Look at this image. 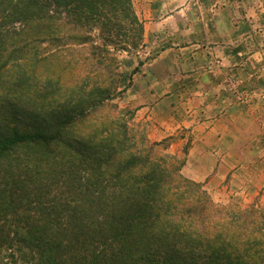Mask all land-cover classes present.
I'll list each match as a JSON object with an SVG mask.
<instances>
[{
	"label": "trees",
	"instance_id": "16d2710c",
	"mask_svg": "<svg viewBox=\"0 0 264 264\" xmlns=\"http://www.w3.org/2000/svg\"><path fill=\"white\" fill-rule=\"evenodd\" d=\"M143 34L133 0H0V264H264V207L117 104Z\"/></svg>",
	"mask_w": 264,
	"mask_h": 264
},
{
	"label": "crops",
	"instance_id": "0c3cea01",
	"mask_svg": "<svg viewBox=\"0 0 264 264\" xmlns=\"http://www.w3.org/2000/svg\"><path fill=\"white\" fill-rule=\"evenodd\" d=\"M143 1L147 11L142 7L137 13L146 21L145 43L160 49L142 60L134 74L140 86L133 88H140L148 102L132 103V111L144 114L142 120L151 124L150 136L156 141L187 129L182 171L187 178L204 187L212 180L238 184L241 172L230 162L232 155L248 162L259 153L255 144L264 140V101L251 103L250 95L257 88L264 92V48L258 45L251 51V30L261 23H248L249 15L243 16L248 7L233 8L236 3L227 0H202L198 9L196 0ZM229 78L239 81L235 90L226 87ZM260 151L264 153V145ZM258 170L257 185L252 169L243 174L264 197V166Z\"/></svg>",
	"mask_w": 264,
	"mask_h": 264
},
{
	"label": "rangeland",
	"instance_id": "374dc122",
	"mask_svg": "<svg viewBox=\"0 0 264 264\" xmlns=\"http://www.w3.org/2000/svg\"><path fill=\"white\" fill-rule=\"evenodd\" d=\"M202 0H196V4L195 6L197 7L199 5V2H201ZM220 1V0H219ZM210 2V0L208 1ZM227 2H234L236 5L233 6V8H239V9H245L246 7H248V11L247 12H243V16H245L246 14L249 15L250 20L248 21L246 18H244V21H248V23H253V25H258L259 23H261L260 27H255V30H251L252 31V38H253V44H255L252 48L251 51H254V49L256 48V46L258 47V45H260V47L264 48V0H227ZM147 1H143V0H133V6H134V10L136 12V15L139 17L140 21L142 22L143 26H144V22L145 19H143V17H141L137 11H141L142 7L144 9V11H147L145 9L146 7ZM210 5V4H209ZM220 5V4H219ZM198 9V7L196 8ZM240 12V11H239ZM142 15V14H141ZM240 15V14H239ZM143 16V15H142ZM243 18L239 17L236 19V21L240 22L242 21ZM133 28V27H132ZM136 30V31H135ZM133 31H129V40L132 41V37L135 36L137 37V27L136 29ZM145 34H143V41L141 42L140 47L137 50H134L133 48H129L128 51L125 52H114L119 63H120V71L121 73H123V78L120 82V87L119 90H125V93L123 95V97H121L119 100H117V104L119 105L120 108L122 109H126L129 110L131 112L133 109V105L132 103L140 100L138 102V105H140L141 101L143 102V104H146V102H148L147 99V95L143 94L140 91V88H133V84L135 85H139V82L137 81V84H135L134 79L135 76L134 74L137 72V70L140 68L141 65V61L142 60H146L148 57H152V55L154 54V51H157L158 48L160 49V47L155 46V48H148L146 42V38L144 36ZM94 36H96L97 41L100 42L101 40V36L98 30L94 31ZM157 52H155L154 55H156ZM237 80V79H236ZM235 78H229L227 82H225L226 87L229 89H233L238 87L236 85V82H239L238 80L236 81ZM264 88V87H263ZM257 90L259 91V89L257 88ZM256 93H251L250 95H253V97L251 98V103L252 102H258V100L260 99V101H264V92H262V94H260L259 92H261V90L259 92ZM264 91V90H263ZM258 110H253V115L254 118H258ZM145 113V111H144ZM243 113V112H241ZM242 115V114H241ZM145 116L144 114H140L138 116H136L135 114V120L138 123H141L144 128L147 130V134H148V138L150 139L151 142H168L170 145V148L168 150V153L173 155L176 153H180L181 151H183V149L188 147V142H185V138L187 136H185V134L188 132L187 129H178L174 135L169 138V139H164L161 141H156L155 137L150 136L151 133V129L152 126L148 121L142 120L144 119ZM256 120V119H255ZM256 131H253V133H255ZM264 141V140H263ZM258 142V147L255 144L256 149H258V154L256 156H254L252 159L249 158L248 162L245 161L244 159H246V157H235V155H232V159H230V162H233V164L236 166V170H239L241 172V174H238V184H231L230 185V180L229 179H224L222 181L220 180H212L210 182H206L204 183V185L206 187H204V189L206 191L209 192V194L211 195L212 199L219 204H226L228 203L230 200H232L233 198H238L240 201H242V203L246 204V205H252V204H256L260 207H264V197H262V195L258 194L257 191V187H255L254 185H257L258 183V179L259 176L257 173H259L258 169H260L261 166H264V153H261V149H262V145H264V142ZM248 144H250L248 142ZM253 148V147H251ZM250 148V149H251ZM229 153H227V157ZM187 159V158H186ZM229 159V158H228ZM251 167V168H250ZM248 168V170L252 169V177L256 178L253 183L248 179V177L245 175L244 169ZM184 169V167H183ZM182 169V171H183ZM222 174V172H221ZM184 175V174H183ZM185 176V175H184ZM186 177V176H185ZM246 177V179H245ZM190 179V178H189ZM244 182L246 183L244 185ZM262 194V193H261Z\"/></svg>",
	"mask_w": 264,
	"mask_h": 264
}]
</instances>
